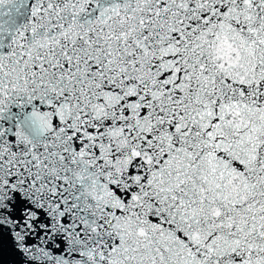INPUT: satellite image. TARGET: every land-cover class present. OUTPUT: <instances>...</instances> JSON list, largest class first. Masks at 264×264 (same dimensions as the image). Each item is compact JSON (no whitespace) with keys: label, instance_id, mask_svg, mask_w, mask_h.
Masks as SVG:
<instances>
[{"label":"snow or ice","instance_id":"snow-or-ice-1","mask_svg":"<svg viewBox=\"0 0 264 264\" xmlns=\"http://www.w3.org/2000/svg\"><path fill=\"white\" fill-rule=\"evenodd\" d=\"M0 264H264V0H0Z\"/></svg>","mask_w":264,"mask_h":264}]
</instances>
